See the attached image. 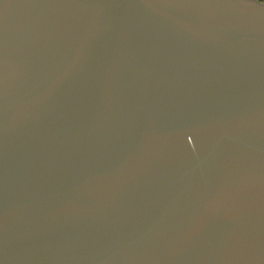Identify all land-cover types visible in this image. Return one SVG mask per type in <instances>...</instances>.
Wrapping results in <instances>:
<instances>
[{
    "label": "water",
    "instance_id": "1",
    "mask_svg": "<svg viewBox=\"0 0 264 264\" xmlns=\"http://www.w3.org/2000/svg\"><path fill=\"white\" fill-rule=\"evenodd\" d=\"M0 264H264V4L0 0Z\"/></svg>",
    "mask_w": 264,
    "mask_h": 264
},
{
    "label": "rangeland",
    "instance_id": "2",
    "mask_svg": "<svg viewBox=\"0 0 264 264\" xmlns=\"http://www.w3.org/2000/svg\"><path fill=\"white\" fill-rule=\"evenodd\" d=\"M257 1H260L261 3H263V4H264V0H257Z\"/></svg>",
    "mask_w": 264,
    "mask_h": 264
},
{
    "label": "flooded vegetation",
    "instance_id": "3",
    "mask_svg": "<svg viewBox=\"0 0 264 264\" xmlns=\"http://www.w3.org/2000/svg\"><path fill=\"white\" fill-rule=\"evenodd\" d=\"M258 2H260V1H258Z\"/></svg>",
    "mask_w": 264,
    "mask_h": 264
}]
</instances>
